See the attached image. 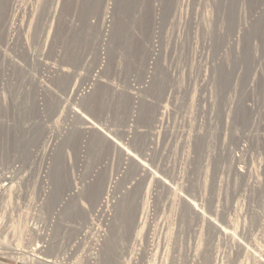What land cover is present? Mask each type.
<instances>
[{"label": "rangeland", "instance_id": "obj_1", "mask_svg": "<svg viewBox=\"0 0 264 264\" xmlns=\"http://www.w3.org/2000/svg\"><path fill=\"white\" fill-rule=\"evenodd\" d=\"M0 264H264V0H0Z\"/></svg>", "mask_w": 264, "mask_h": 264}, {"label": "bare ground", "instance_id": "obj_2", "mask_svg": "<svg viewBox=\"0 0 264 264\" xmlns=\"http://www.w3.org/2000/svg\"><path fill=\"white\" fill-rule=\"evenodd\" d=\"M30 17H31V16H30ZM105 18H106V17H105ZM105 18H104V19H105ZM12 19H14V18H12ZM28 29H29V28H28ZM27 32H28V31H27ZM88 130L91 131V129H88ZM89 131H88V132H89ZM156 142H157V141H156ZM74 186H75V185H74ZM9 188H10V187H9ZM74 188H75V187H74ZM77 189H78V188H77ZM74 190H75V189H74ZM70 191H71V190H70ZM71 192H72V191H71ZM73 192H74V191H73ZM102 192H103V191H102ZM102 192H99V195H100V193H102ZM80 193H81V192H80ZM102 194H103V193H102ZM102 194H101V195H102ZM98 198H99V197H98ZM100 199H101V198H100ZM98 200H99V199H98ZM100 203H101V202H100ZM141 230H142V229H141ZM151 252H152V251H151Z\"/></svg>", "mask_w": 264, "mask_h": 264}]
</instances>
